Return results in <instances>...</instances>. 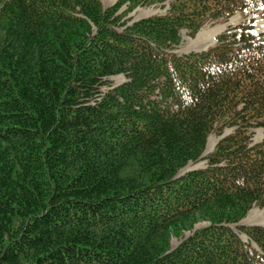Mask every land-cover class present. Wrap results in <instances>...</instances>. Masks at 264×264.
Here are the masks:
<instances>
[{
    "label": "trees",
    "instance_id": "1",
    "mask_svg": "<svg viewBox=\"0 0 264 264\" xmlns=\"http://www.w3.org/2000/svg\"><path fill=\"white\" fill-rule=\"evenodd\" d=\"M236 13L264 0H0V264H264V226L238 225L264 208V32L176 52Z\"/></svg>",
    "mask_w": 264,
    "mask_h": 264
},
{
    "label": "rangeland",
    "instance_id": "2",
    "mask_svg": "<svg viewBox=\"0 0 264 264\" xmlns=\"http://www.w3.org/2000/svg\"><path fill=\"white\" fill-rule=\"evenodd\" d=\"M117 0H102L103 5L105 7H109L112 4H114ZM126 6L122 8L124 10ZM168 8V2L164 3H156L152 5H139L134 10L129 12L124 19L131 21L139 20L141 18H145L151 15L155 14H164ZM253 18V30L256 33L264 31V17H262L259 13H254L249 16H244L241 13H236L232 17H230L228 20H221L218 22H208L205 24V26L202 27V29L197 33L195 37H191L187 31V29L181 30V43L177 46L176 52L179 55L188 54L190 52H200L203 50L208 49L209 47H212L217 42V36L223 33L228 27L230 26H237L244 23H247L250 19ZM200 36V38H199ZM204 40L205 43L201 44L198 42L199 40ZM127 80V77L124 74H118L113 75L110 77H107L104 79V83L101 84L100 89L102 91H105L111 87L120 85L124 83ZM233 132V128H226L224 131V135L230 134ZM264 139V129L261 127L253 128L252 129V142H260ZM220 140V136H218L215 133H212L211 136L208 139V144L206 151L204 152V156L208 155L212 150L214 149L217 142ZM207 165V160L205 158H202L196 162H190L185 168L181 169L179 172V175L184 174L187 171L203 168ZM251 211H254V216L252 215V218H259L263 220L264 225V208L260 207H254ZM250 211V212H251ZM250 212L247 214L246 218L249 216ZM245 218V219H246ZM245 219L239 223V225H249L251 223H246ZM207 225V222L201 221L194 225L195 228H200ZM233 229L241 236L242 240L249 245L251 243L252 245H255L253 242H251L247 236L241 232L237 226H232ZM191 234L190 231H184L182 237H176L172 236L171 238V244L172 247H176L179 245V243L186 237H188Z\"/></svg>",
    "mask_w": 264,
    "mask_h": 264
},
{
    "label": "bare ground",
    "instance_id": "3",
    "mask_svg": "<svg viewBox=\"0 0 264 264\" xmlns=\"http://www.w3.org/2000/svg\"><path fill=\"white\" fill-rule=\"evenodd\" d=\"M199 38H200V36H199ZM198 42L200 43V45L205 43V41L203 39L202 40H199ZM253 214H254V211H251L250 214H249V216L245 219V222L246 223H251V224H258V225L259 224H263V220L262 219L252 218V215Z\"/></svg>",
    "mask_w": 264,
    "mask_h": 264
}]
</instances>
